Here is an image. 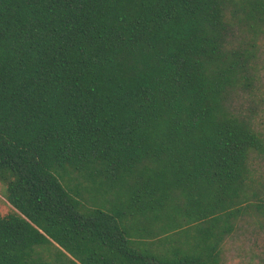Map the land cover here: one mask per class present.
<instances>
[{"label": "trees", "instance_id": "1", "mask_svg": "<svg viewBox=\"0 0 264 264\" xmlns=\"http://www.w3.org/2000/svg\"><path fill=\"white\" fill-rule=\"evenodd\" d=\"M264 0H0V264H264Z\"/></svg>", "mask_w": 264, "mask_h": 264}, {"label": "rangeland", "instance_id": "2", "mask_svg": "<svg viewBox=\"0 0 264 264\" xmlns=\"http://www.w3.org/2000/svg\"><path fill=\"white\" fill-rule=\"evenodd\" d=\"M262 119L264 124V117ZM4 193L5 187L0 182V214H6L14 210L13 207L6 201ZM248 248V243H243L242 240L230 241L226 251L225 264H259L257 258L250 257Z\"/></svg>", "mask_w": 264, "mask_h": 264}]
</instances>
